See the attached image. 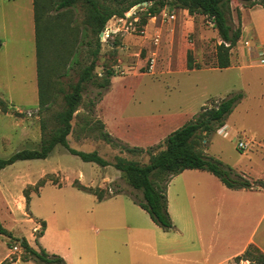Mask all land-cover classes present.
<instances>
[{
  "label": "rangeland",
  "instance_id": "1",
  "mask_svg": "<svg viewBox=\"0 0 264 264\" xmlns=\"http://www.w3.org/2000/svg\"><path fill=\"white\" fill-rule=\"evenodd\" d=\"M58 1L42 0L44 5H46L43 20L44 25L48 27L46 33L47 43L42 24L38 22L39 80L41 87L45 82L48 84V93L44 97L46 106L41 112L37 111L31 114V117H25L27 118L26 127L31 132L36 135L38 128L40 129V140L42 138L48 139L61 127L58 122V114L65 107L63 97L71 91V86L77 82L83 68L90 63L94 57L93 52L97 50L95 68L93 70L94 77L84 88L80 103L70 121L69 134L65 138L69 147L87 153L96 152L110 164L114 162L115 157H121L139 165H145L148 163L151 153H157L162 149L155 148L162 141L158 144L141 148L146 145L147 140L135 138V130H124L123 126L118 128V120H111L113 114L114 118L115 112L117 110L120 112L122 107H124L127 101L126 98H129V91L134 89L135 92H138L135 97L139 100V103H131L127 106L126 110L131 113H144L149 109L165 113L167 110L181 107L184 112L193 108L196 114L200 110L199 107L203 105L207 104V106H210L229 95L239 93L241 98L228 115L225 121L226 126L220 132L217 131L218 133L215 132L209 136L204 137L201 134L197 138V142L205 155L216 159L234 173L242 175L248 180L259 175H261L260 178H264V70L258 68L239 70L234 67L235 65L223 70L209 69L215 63L216 46L220 42L216 31L211 27L210 19L201 15H194L188 19L179 13L180 15H177L176 21L171 23L169 19L162 20L158 16H161V13H159L157 21L155 23L152 22L156 27L160 25L158 27L159 30L148 33L145 27L150 18L146 20L145 24H142L144 9L140 6L137 9L139 23L135 26L134 31L128 34L119 33L116 35L117 47L121 45L119 47H122V49L119 50L124 51L121 53L117 47L110 44V40L105 44H101L99 36L102 30L96 34L87 24V8L81 1L78 0L69 8L57 10L56 4ZM99 2L104 3L107 7L114 5L113 0H99ZM239 4L241 3L236 0H232L230 3L231 19L234 26H237L240 21L237 15ZM170 11L167 10L165 14L167 16L172 14ZM116 17L113 16V20ZM112 22H109V24ZM140 30L144 33L140 34ZM126 35H129L128 41L123 42V36ZM154 37H157V46L153 45L152 40ZM237 45L230 50V65H232L234 57H238ZM152 51L156 52L157 61L152 73H146L142 66ZM184 51L185 54L189 51L191 59L198 64L200 69L205 70L179 73L181 62H185L186 59L185 55L183 58ZM136 53V56H139V62L134 55ZM62 56L65 59L64 61ZM124 66H133V68L122 75L117 70H121ZM18 69L20 70L15 74L17 83L28 86L29 78L21 79V76L24 75V65L18 66ZM107 71H110L114 76V78L111 77L109 79L112 82V86L109 85L108 87V89L111 87L114 93L104 101L101 107L99 106L100 101L108 89L100 88L99 84L104 83V75ZM34 72L35 65L33 64L31 75ZM166 74L173 76L169 78V75ZM167 78L169 79L166 85L162 83L141 84L144 81L163 82ZM120 92H122V96L119 94ZM1 98L7 100V97ZM24 99L25 103H31L28 105L33 106L17 105V109L26 111L35 108L36 98L34 95L31 99L14 96L16 103L18 101L23 102ZM104 113H106L110 129H112L111 132L106 129L101 119ZM24 116L25 114H23ZM8 120L12 121L11 119ZM0 123V134L9 139L7 144H2L0 140L1 158H9L21 150H36L39 148V144L37 142L34 143L33 139L22 140V127L19 125L9 121ZM123 123L124 121H120V125ZM134 123L133 120L128 121L130 126ZM41 125L43 129H41ZM235 132L237 135L234 134ZM104 133L109 134L113 140L119 143H106L103 140ZM237 136L251 142L245 151H240L236 148ZM201 139H204L202 144L200 142ZM132 146H138L137 148H141L143 151L132 152L126 149L128 147L132 148ZM149 148L152 149L148 150ZM147 151H150V153ZM57 160L64 164L63 179L65 180L66 176L72 177V175H76L73 180L79 181L80 178H77V172L80 171L83 174V180L86 183H90L93 188H99L108 194L120 191L121 193L117 195H122V197L118 200H123L124 202L132 200L133 203L134 197L137 200H141V192L132 189L121 173L112 166L100 167L94 163H84L78 157L69 154L58 144L55 146L48 162L33 161L29 163L30 167H26L24 163L17 162L13 166L5 167L0 172V197L7 199L10 194L15 193V179L19 173H25L29 169H33L36 172L42 167H46L49 163H56ZM244 174L248 175L249 178ZM38 184L39 182L36 184V188ZM30 191H32V188L27 187L24 190V195H28ZM30 195L31 201L28 204V211L34 219L41 218L39 215H42L45 211L48 214L57 213L55 208L51 209L49 205L46 206L44 204L45 200L51 201L55 197L51 194L50 189H43L41 195ZM59 200H62V203L65 204L61 214L63 222L58 224V234L62 240H67L74 236V225L66 221L75 218V216L83 219H93L90 227L96 230H91L92 234L101 236L104 233L113 232L107 231L102 224L106 211H111L113 208L91 202L89 199L76 200L65 191L61 193ZM76 203L81 204L79 210L69 207V204L74 205ZM15 205L17 208L18 202L16 200ZM127 206L126 209H128ZM10 212H13L12 219L15 218L13 222L16 223L13 225L6 222L2 225L7 230H12V234L16 237L13 238L20 239L23 229L30 231L33 237L37 236L39 231H41L42 228L39 225L37 226V231L32 230L36 225V221H26L28 220V213L25 205L22 209ZM131 218L133 219V217ZM142 218H139L137 224H131L135 228L133 227L134 230L131 229L127 233L133 234L139 229L141 236L145 240L157 242L161 231L153 223H149L150 218H147V215L143 214ZM95 231L96 233H94ZM49 239L52 238L49 237ZM14 245L15 243L10 240L5 243V238L0 236V255L5 252L10 259L24 256L22 249L15 253L10 251ZM230 264L253 263L248 261L237 263V261L233 260Z\"/></svg>",
  "mask_w": 264,
  "mask_h": 264
},
{
  "label": "crops",
  "instance_id": "2",
  "mask_svg": "<svg viewBox=\"0 0 264 264\" xmlns=\"http://www.w3.org/2000/svg\"><path fill=\"white\" fill-rule=\"evenodd\" d=\"M167 10L170 11L169 8H165L161 13H165ZM238 11L241 25V36L237 43L239 54L238 57H234L232 65L228 68L235 65L234 67L239 70L253 68L264 70V65L258 61V51L256 49L258 48L264 55V9L258 5L244 8L242 4H239ZM170 12L173 15L171 23L176 21L177 15H180L179 13L185 18H191L182 9H172ZM158 16L148 19V24L145 27L148 33L159 30L158 27L160 25L156 27V25L152 24V22L155 23L157 21ZM123 37V42L128 41L129 35ZM244 42H248V47L244 45ZM117 48L118 50L122 49V47ZM119 52L122 53L124 51L119 50ZM134 55L139 62V56H136L137 53ZM184 55L185 51L183 58ZM184 63V61L181 62L179 73L196 71L186 70ZM33 64L35 65V72L31 75ZM20 65H24V75L21 76V79L28 77V86L17 83L15 74L20 70L18 69ZM131 67L133 68V66ZM166 75H169V78L173 76L171 74ZM169 78L163 82L144 81L141 84L162 83L166 85ZM110 85L112 86V82H110ZM112 93L114 91L110 87L103 95L99 106L102 107L104 101ZM137 93L134 89L129 91V98H126L127 101L124 107H122L120 112L117 110L115 117L113 118V114L111 120H118V128L123 126L124 130H135V138L147 140L146 145L141 148L163 141L160 139L165 138L169 133L181 127L195 114L193 108L187 110L188 112H184L181 107L167 110L165 113H160L159 110L153 109H149L144 113L128 112L126 108L129 104L139 103V100L135 97ZM119 94L122 96V92ZM33 95L36 98L34 109L26 111L17 109V105H33L25 103V99L23 102L18 101L16 103L14 96L31 99ZM1 97H7V100ZM0 100L6 105L5 110L0 108V122L5 121L7 123L9 121L19 125L22 127V140L33 139L34 143L40 144V129L38 128L35 135L26 127L27 118H25L26 116L31 117V114L38 111L33 0H0ZM23 114H25L24 117ZM105 114L101 116V119L106 129L111 132L112 129H110L109 121ZM129 120H133L135 123L130 126L128 125ZM120 121H124V123L120 125ZM225 126L226 124L223 127ZM112 133L114 134V132ZM0 140L2 144H7L9 139L0 134ZM54 149L55 147L50 155ZM50 155L45 159L17 162L24 163L26 167H30L29 163L33 161L48 162ZM17 162L10 166L17 164ZM63 172L64 164L57 160L56 163H49L46 167H42L36 172L33 169H29L25 173H19L15 179V193H9L10 195L7 199L0 197V222L14 225L16 222H13V219L15 218L12 219L13 212L11 213L10 211L22 209L25 205L28 213V220L26 221H36V225L32 230L37 231L38 225L42 229L35 237L30 231L23 229L19 238L24 239L28 246L35 251L43 250L48 255L61 257L64 260V264H230L249 245L255 246L264 254V189L231 190L206 171L184 170L172 177L166 188L167 211L175 228L168 232L157 228L161 231V235L156 242L145 240L141 236L139 229L133 234L127 233L131 229L134 230L135 227L131 224H137L139 218L143 219V214L147 215V218L149 217L132 200L124 202L123 200H118L122 195H115L112 198L98 201L94 195L72 187L71 184L76 175H72V177L66 176L65 180L63 179ZM77 174V178H80V184L93 187L90 183H86L83 180V174L80 171ZM245 176L249 178L248 175ZM260 177L261 175L254 176L252 177L253 179L249 178V180H264V178ZM40 181H43L42 186L35 190L34 187ZM27 187L32 188V191L28 195H24V190ZM47 188L50 189L51 194L55 197L51 201L45 200L44 204L46 206L49 205L51 209L55 208L57 213L48 214L45 211L42 215H39L42 219H34L28 211V204L31 201L30 194L34 196L41 195L43 189ZM63 191L76 200L89 199L91 202L113 208L111 211H106V215L102 220V224L107 231L113 232H107L101 236L92 234L91 230H96L90 227L93 219H83L75 216V218L66 221L74 225V236L70 239L62 240L58 234V224L63 222L61 214L65 204L62 203V200H59ZM15 200L18 202L17 208ZM126 206L128 209H126ZM69 207L79 210L81 204H69ZM149 223L152 224L150 220ZM8 231L15 237L12 234V230ZM49 237L52 239H49ZM4 238L6 243L9 239ZM5 262H8V264H37L32 260L22 261L20 257L10 259L9 255L3 252L0 255V264Z\"/></svg>",
  "mask_w": 264,
  "mask_h": 264
},
{
  "label": "trees",
  "instance_id": "3",
  "mask_svg": "<svg viewBox=\"0 0 264 264\" xmlns=\"http://www.w3.org/2000/svg\"><path fill=\"white\" fill-rule=\"evenodd\" d=\"M77 1L78 0H59L56 4V8L57 10L69 8ZM79 1L86 6V22L96 34L103 29L104 24L110 18L113 16L121 17L129 9L135 8L137 5H141L144 2L146 5L143 6L142 24H145L148 18H152L161 13L165 8L185 10L190 17L194 15L207 17L210 19L212 27L220 40L219 44L216 46L215 63L212 68L224 69L230 67V50L237 45L241 36L240 21L237 26H234L231 19L230 3L232 0H113L114 5L111 7L105 6V4L99 2V0ZM236 1L240 2L244 8H251L258 5L264 9V0ZM124 3L125 5H123ZM33 5L37 59L38 112H41L46 106L44 97L45 94L48 93V84L45 82L41 87L39 80L38 22H41L44 29L45 40L48 27L44 25L43 20V17H45L44 10L46 9L44 2H42V0H33ZM237 15L238 19H240L239 11ZM96 54L97 50L93 52V59L83 68L77 82L71 86V91L63 97L65 107L63 111L58 114V122L61 127L48 139L42 138L39 148L36 150H21L6 159L0 157V170L17 161L45 159L58 144L69 154L78 157L84 163H94L100 167L112 166L116 171L120 172L132 189L141 192V200H137L134 197V203L148 214L155 226L164 232L172 231L175 228L167 211L166 188L170 179L184 170L196 169L206 171L216 177L226 188L231 190L264 189V180L249 181L242 175L234 173L230 168L223 166L216 159L205 155L197 142V138L201 134H203L204 137L209 136L224 126L234 105L241 98V94L239 93L229 95L213 103V105L202 106L199 112L194 114L189 121L169 133L160 144L155 146V148L162 149L157 153H151L149 161L145 165H139L121 157H115L114 162L110 164L96 152L87 153L69 147L65 138L69 134L70 121L80 103L84 88L94 77L93 70L95 68ZM185 56L184 66L186 70L200 69L198 64L191 59L189 51L186 52ZM62 59L63 61L65 60L63 56ZM111 77H113L112 73L107 71L104 75L105 81L99 84V87L107 90L110 85L109 79ZM0 108L2 110L6 109V105L1 100ZM41 129H43L42 125ZM103 136V140L108 144H114L116 142V140H113L107 133H104ZM203 141L204 139H201V144ZM126 149L132 152L143 151L141 148L137 147H128ZM147 152L150 153V151ZM42 184L43 181L39 182L37 188L42 186ZM71 185L79 191L94 195L98 201L121 193L120 191H115L112 194H108L106 191L99 188L84 186L77 180H74ZM37 188L35 187V190H37ZM25 198L27 201V196ZM0 235L19 245L24 253V256L21 257L22 261L32 260L37 264H64V260L61 257L57 255H48L43 250L35 251L28 246L24 239L13 238L11 233L3 227L1 222ZM234 260L237 261V263L240 261H248L253 264H264V254L255 246L249 245L243 253L235 257ZM2 264H8V262Z\"/></svg>",
  "mask_w": 264,
  "mask_h": 264
},
{
  "label": "built area",
  "instance_id": "4",
  "mask_svg": "<svg viewBox=\"0 0 264 264\" xmlns=\"http://www.w3.org/2000/svg\"><path fill=\"white\" fill-rule=\"evenodd\" d=\"M146 4L137 5L135 8H132L124 13L121 17H116L115 20L113 18L109 19L107 23L105 24L104 28L100 32V42L101 44H105L108 40H110V44L114 47H117V43L115 41L116 35L119 33L128 34L131 31H134L135 26L139 23V16L137 14L138 7L145 6ZM161 19H173L172 14H168V16L165 13H161ZM113 20V22H112ZM109 22H112L109 24ZM210 24L212 26V23L210 21ZM140 34H143L144 32L142 30L139 31ZM153 45L157 46V37L153 38ZM244 45L248 47V42H244ZM121 45H118V47ZM258 61L260 64L264 65V55L261 53V51L258 50ZM156 52L152 51L151 54L146 59L144 65L142 66L143 69H145L146 73H152L155 64H156ZM141 69V68H140ZM132 70L131 66H125L121 70H117L118 73L124 75L125 73ZM224 127L220 128L218 132H220ZM233 134V133H232ZM236 134V132L234 133ZM237 135V134H236ZM236 148L240 151H245L249 145L251 144L250 141L245 140L243 137H236ZM20 250V247L17 243L11 248V252L15 253Z\"/></svg>",
  "mask_w": 264,
  "mask_h": 264
},
{
  "label": "water",
  "instance_id": "5",
  "mask_svg": "<svg viewBox=\"0 0 264 264\" xmlns=\"http://www.w3.org/2000/svg\"><path fill=\"white\" fill-rule=\"evenodd\" d=\"M142 4H146V3L144 2V3H142Z\"/></svg>",
  "mask_w": 264,
  "mask_h": 264
}]
</instances>
